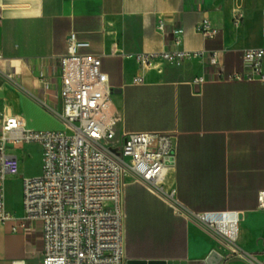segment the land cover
<instances>
[{"label":"crops","instance_id":"obj_1","mask_svg":"<svg viewBox=\"0 0 264 264\" xmlns=\"http://www.w3.org/2000/svg\"><path fill=\"white\" fill-rule=\"evenodd\" d=\"M263 12L264 0H0L4 113L36 130L30 114L37 112L64 130L57 115L60 59L74 32L91 45L82 53L102 59L113 108L122 117L119 134L177 135V165L169 177L174 200L131 173L125 177L126 264L204 262L213 252L227 257L224 241L198 219L206 212L242 213L238 247L264 254L244 226L264 218V82L229 80L242 72L245 50L264 47ZM237 13L240 26L233 23ZM204 18L220 31L214 39L197 30ZM174 29L183 30L179 49L217 51L220 65L208 58L182 66L155 61L143 71L137 55L178 49ZM140 77L144 81L136 83ZM199 77L204 83H195ZM15 224L0 223V264H33L31 230L14 233Z\"/></svg>","mask_w":264,"mask_h":264},{"label":"built area","instance_id":"obj_2","mask_svg":"<svg viewBox=\"0 0 264 264\" xmlns=\"http://www.w3.org/2000/svg\"><path fill=\"white\" fill-rule=\"evenodd\" d=\"M242 21L243 15L237 13L234 25ZM159 29L165 30L162 21ZM197 30L205 39L220 33L208 18ZM182 34V29L173 30L176 50L137 55L141 69L148 71L155 61L182 66L197 58L220 65L217 51L179 49ZM90 46L72 32L67 54L60 59L62 111L57 115L64 130L31 129L22 117L4 113L0 104V223H16L14 233L41 224L40 264H126L124 186L128 173L172 200L176 193L169 177L177 165V135L157 131L119 134L122 117L113 108L114 91L102 72V59L82 53ZM243 61L242 72L229 80L264 82V47L245 50ZM143 81V77L135 79L136 83ZM195 83H204V79L199 77ZM32 144L42 149V171L21 178L22 215L16 217L8 208L6 193L7 178L20 175V161L12 152ZM259 208L264 211V191L259 193ZM197 216L230 249L220 264H264V254L246 252L237 245L242 213Z\"/></svg>","mask_w":264,"mask_h":264},{"label":"rangeland","instance_id":"obj_3","mask_svg":"<svg viewBox=\"0 0 264 264\" xmlns=\"http://www.w3.org/2000/svg\"><path fill=\"white\" fill-rule=\"evenodd\" d=\"M2 82V77L0 76V84ZM4 103V101H3ZM32 125L36 130H58L57 126L46 120V118L34 112L30 114ZM65 129V128H64ZM15 156L18 157L20 161V175L18 177H8L6 182V193H7V203L9 210L12 211L16 217L22 215V187L21 178L37 176L41 174L42 171V149L38 145H27L23 150L13 151ZM246 237L252 239L254 248L256 250L258 247H264V218L252 223L247 221L245 223ZM31 237V253L29 257V262L33 264H40L38 261L40 252L43 250V234L41 224H36L30 232ZM264 250V249H263ZM264 252V251H256Z\"/></svg>","mask_w":264,"mask_h":264},{"label":"water","instance_id":"obj_4","mask_svg":"<svg viewBox=\"0 0 264 264\" xmlns=\"http://www.w3.org/2000/svg\"><path fill=\"white\" fill-rule=\"evenodd\" d=\"M223 258L216 252H213L209 258L204 262H196V263H189V264H220ZM146 264H186V263H178V262H158V261H151Z\"/></svg>","mask_w":264,"mask_h":264}]
</instances>
